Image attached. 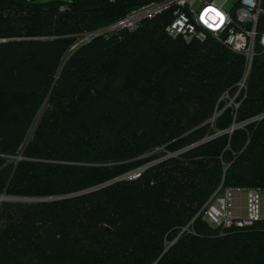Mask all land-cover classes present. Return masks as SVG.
Segmentation results:
<instances>
[{"label":"trees","instance_id":"16d2710c","mask_svg":"<svg viewBox=\"0 0 264 264\" xmlns=\"http://www.w3.org/2000/svg\"><path fill=\"white\" fill-rule=\"evenodd\" d=\"M162 1L0 0V196L28 199H0V264H264L263 217L203 219L264 194V50L245 78L212 36H168L171 9L93 35Z\"/></svg>","mask_w":264,"mask_h":264},{"label":"built area","instance_id":"2783aa9c","mask_svg":"<svg viewBox=\"0 0 264 264\" xmlns=\"http://www.w3.org/2000/svg\"><path fill=\"white\" fill-rule=\"evenodd\" d=\"M263 0H236L224 9L225 0H165L133 11L119 19L103 32H122L136 29L143 20L172 10V21L165 32L172 38H181L186 44L204 41L212 36L217 42L245 57V67L250 66L255 55L258 37L257 24L262 13ZM264 47V36L261 39ZM237 189L224 188L213 195L204 207L203 219L221 232L230 228L251 226L262 218V194L251 188L246 192V213L236 215L233 196Z\"/></svg>","mask_w":264,"mask_h":264},{"label":"rangeland","instance_id":"374dc122","mask_svg":"<svg viewBox=\"0 0 264 264\" xmlns=\"http://www.w3.org/2000/svg\"><path fill=\"white\" fill-rule=\"evenodd\" d=\"M235 2H236V0H225V4H224L223 8L224 9H229L231 6L234 5ZM263 36H264V33H262V35H260V36L258 34L259 38L257 37V40H256L255 51H256L257 47L261 48L262 50H264V47L261 44V39L263 38ZM247 75H248V68L245 67V70H244L245 78H246ZM243 82L241 83L240 88L243 87ZM235 127L239 128L241 126L240 125H235ZM17 159L19 160L20 158H17ZM250 187H253V186L244 185L242 188L241 187H237L236 188L237 190H236V192H235V194L233 196V199H234L233 202H234L236 215H244L246 213V202H247V200H246V192H247L248 188L251 189ZM1 197H3V196H0V199H1ZM4 197H6V196H4ZM262 217L264 218V195L262 196Z\"/></svg>","mask_w":264,"mask_h":264},{"label":"water","instance_id":"95a60500","mask_svg":"<svg viewBox=\"0 0 264 264\" xmlns=\"http://www.w3.org/2000/svg\"><path fill=\"white\" fill-rule=\"evenodd\" d=\"M259 118H264V115H261V116H259ZM236 127L235 126H233L230 130L232 131L233 129H235ZM203 141H201V142H199L198 144H200V143H202ZM198 144H196V145H198ZM195 145H193V146H191V147H194ZM191 147H188V148H186V149H184L183 151H185V150H187V149H189V148H191ZM114 181H112V182H109V183H107V184H105V185H108V184H111V183H113ZM101 187H103V186H101ZM8 200V199H13V200H16V201H27L28 199H14V198H10V197H1V200Z\"/></svg>","mask_w":264,"mask_h":264},{"label":"bare ground","instance_id":"6f19581e","mask_svg":"<svg viewBox=\"0 0 264 264\" xmlns=\"http://www.w3.org/2000/svg\"><path fill=\"white\" fill-rule=\"evenodd\" d=\"M128 176H129V179H133V178H135L136 176H138V174H137L136 172H132V173H130Z\"/></svg>","mask_w":264,"mask_h":264}]
</instances>
